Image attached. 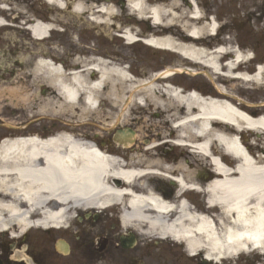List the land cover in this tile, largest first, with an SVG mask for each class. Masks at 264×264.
Listing matches in <instances>:
<instances>
[{
    "label": "bare ground",
    "instance_id": "obj_1",
    "mask_svg": "<svg viewBox=\"0 0 264 264\" xmlns=\"http://www.w3.org/2000/svg\"><path fill=\"white\" fill-rule=\"evenodd\" d=\"M125 1L127 6L138 9L140 19L154 20L152 23L157 30L152 37L158 40L152 37L144 40L150 48L170 51L183 62L192 60L202 65L198 68L208 70L214 80L222 84L243 79L253 86H264V69H258L256 78L247 76V71L235 75V68L239 71L248 60L241 58V53L234 51V56L230 53L233 48L229 52L225 48L211 52L210 41L213 38L209 35L215 30V22L205 21V17L198 12L200 6L195 0H189V12L170 17V24L165 26H162L164 19L184 8L182 3ZM43 2L58 10L66 8L62 0ZM263 5L264 0H257V9L262 14L257 20L262 21L264 26ZM7 9H10L8 5L1 8L0 28H5L1 17H4V10ZM71 10L81 17L86 16L87 22L94 21L103 27L110 26L109 19H117L119 14L115 5L105 3L90 6L82 0L74 2ZM179 20L184 22V28H191L188 30L189 37L173 38V28L177 29ZM31 24L35 39L39 41H46L51 35L48 30L54 28L52 23L42 21ZM254 29L259 31L260 28ZM127 40L128 43L134 41L131 36H127ZM223 52L224 55H220ZM229 57L232 60L223 65V61ZM234 60H240L241 64L237 66ZM18 66L23 67L21 63ZM177 71L187 72L185 69ZM162 72L147 80L137 81L121 64L95 59L68 73L54 60L36 57L29 72L20 71L10 79L0 78V111L11 115L27 112V118L31 120L35 115L47 117L57 109L68 113L82 101L84 112H93L96 116L106 106V114L110 116L118 112L119 104L124 99L122 93L127 91L133 109L142 113L147 109L152 111L153 107L159 109L163 115L162 121L169 127L168 135L175 139L174 145L190 151L194 158L201 157L207 161L218 176L216 179L200 186L189 177H175L178 200L170 202L162 198L157 190H152L148 183L150 177L164 178L168 175L149 169L125 170L119 159L108 155L110 148L98 146L96 149L91 142H83L72 133H61L52 138H45V135V139H40V136L23 140L7 139L0 145V231L9 229L13 232L15 225L23 231L22 226L32 219L31 210L41 212V217L35 223L47 227L48 224L68 226L70 216L76 210L117 208L123 214L122 223L125 226L144 237L180 242L187 252L195 253L200 249L216 261L243 254L263 255L264 145L258 146L246 139L242 143L231 135L230 128L225 129L222 125L227 123L234 129L249 131L250 137L258 140V134L264 136V115L254 119L235 108L225 100L228 94L221 89L216 90L214 99L194 91L181 94L161 81L162 77L170 76L172 72ZM40 83L50 89L51 99L36 107L32 101L34 95H30L29 91L32 84L38 90ZM120 121L126 122V118L119 116L114 123L115 128ZM136 123L146 127L148 121L140 119ZM7 127L16 134L36 131L15 130L13 125ZM213 147L229 154L236 165L235 169L227 168L217 156L211 155ZM151 152L152 147H148L141 157L132 155L131 160L146 162L148 168L152 169L161 166L157 157L150 156ZM257 153L261 155L257 156ZM132 161L130 163L134 165ZM175 169L181 173L180 164ZM132 185L140 193L129 191ZM189 190L201 193L210 209L218 211L217 216L211 219L193 213L188 202L182 199V195Z\"/></svg>",
    "mask_w": 264,
    "mask_h": 264
},
{
    "label": "rangeland",
    "instance_id": "obj_2",
    "mask_svg": "<svg viewBox=\"0 0 264 264\" xmlns=\"http://www.w3.org/2000/svg\"><path fill=\"white\" fill-rule=\"evenodd\" d=\"M62 1H64L67 6L64 11H59L52 5H47L42 0H0V5H8L10 8L7 14L4 15L7 24L14 22V25L21 26L20 22L41 20L45 23H52L56 29L60 28L63 30L61 33H51L49 40L38 43L26 35L22 30H13L10 28L0 29V78L6 77L7 79H10L19 74L20 71L22 73L29 72L31 64L36 57H45L50 61L54 60V62L59 65H61V62L66 61L68 62L69 68L65 67V70L68 73L77 70V65L83 67L94 61L96 58H102L115 65L121 63L122 66H127L128 64V71L131 74V77L137 81L148 79L152 74L161 70L173 72V70L180 69L182 66V60H179V58L170 52L166 53L153 50L149 47L147 48L141 42H137L133 46L125 45L121 39L115 36V33L118 32L117 29L114 30L109 26L103 27L94 23L92 24L86 21V16L81 17L79 14H72L69 6L78 0ZM82 1H87L88 4L92 6L96 4L95 1L103 0ZM141 1L145 2V0ZM148 1L151 3L152 1L156 2L157 0ZM160 1V4L177 1L182 3L184 7L176 12L175 15L165 18L162 22V26L170 24V17L182 16L189 12L188 0ZM195 2L200 6L198 12L205 17V21H209L208 17L210 15L213 16L210 20H215L218 27H224V32L229 37V39H225V37L222 36V39H219L221 38L219 37L215 41L211 40V50L216 42L229 45L228 47L234 49L239 47L238 49L241 50L242 57L245 56L244 58H248V56H251L250 53H252L253 57H255V61L264 64V26L262 25V21L257 20L262 15L261 10L257 9V0H195ZM114 5L119 14L117 19H109L110 24L114 22V24L117 27H120V29L128 27L133 31V35L137 34V37L139 36L138 38L141 39L152 37L153 32L157 30L154 28L151 21L144 20V22H142V20H135L133 17L127 15V9L119 5L118 2ZM151 6L156 7V5ZM123 10L124 12L121 13ZM88 17L90 16L88 15ZM262 19L264 18L262 17ZM183 24L184 22L179 20L176 25L177 29L175 27L173 28V33H175L173 36L174 39L178 36H186L188 30L190 31L191 28H184L182 26ZM257 27L260 28L259 31L254 29ZM220 33H222V31H220ZM152 38L153 40H158L157 37ZM20 63L23 67L20 66L19 68L18 64ZM245 70H248L249 73L255 71L253 63L246 64L243 68V71ZM186 71H188L186 74H177V76L170 79V85L172 84L179 88L184 87L185 90L190 89V91L193 88L194 91L202 95L208 94L209 96H214L216 90L221 89V91L226 92L229 96L234 98V101L229 99L231 103H240L238 107L242 111H245L246 113L253 112L255 117H257V115H264V86H253L251 83L243 84L241 81L222 84L214 80V76L212 77L210 72L208 73V70L206 69L200 71L199 68H195L187 69ZM42 84L43 83H40V88L38 90H36L32 84V89L29 91L30 95H34L32 101L35 103L36 107L49 102L51 99L48 90ZM164 85L166 86V84ZM126 93L127 91L122 93L125 99L129 96ZM126 104H129V102H126ZM155 108L156 107H153V109ZM57 110L53 114L47 115V117L35 115L31 120H28L27 112H25L26 115L23 113L11 115L10 113L0 111V135H2V133L13 132V130L9 129L7 125L15 126V130L24 131H34L39 127L40 129L47 127L52 131H64L63 129L68 127L67 124H72L71 121H77V123H81L79 130L77 131L80 135L97 134L100 132L102 137L108 139L109 136H107V133L105 132L108 131L109 133L111 128L110 125L114 124L116 118L119 116L122 117V113L119 112L121 111L120 107L116 114L117 116L115 115L116 117L114 116L113 118L111 116L115 112L111 113L110 116H107L106 112L108 108L106 106L99 115H88L86 113V119L82 118L79 114L75 116L74 112H76V109H72L73 111L71 113L68 112V114L67 111L62 112L61 110ZM150 112L151 111L147 109V115H144L145 113H142L141 110H137L136 108L132 110L131 105L129 104L128 106V127L131 125L136 128L135 140L138 149H136L135 152L142 151V148L144 147L141 143L149 144L148 141L151 139L146 135L148 134V130L153 128L152 126H154L155 129L158 127L161 130L163 129V134L161 136L166 135L169 137L168 126L162 121L163 115L158 111L152 114H150ZM149 114L151 117L148 123H152L150 129L148 126L144 127L141 124L136 123L140 119L148 121L147 116ZM112 119L115 120L112 121ZM248 135L249 134H247V137ZM173 139L174 138L171 137L167 140L173 141ZM244 139L247 138L242 136V141H245ZM249 139L252 143L258 146L264 145V136L261 134H258V140L254 137H249ZM82 140L87 142L84 139ZM163 149L166 150L167 154L170 156H165L166 158L174 160L173 162L182 161L187 168L185 173L186 176L189 177L190 180L194 179V181H197L198 178L195 177V173L192 171L196 172L200 169L201 166H199V163L202 159L197 157L193 158L192 156H189L187 150H185V152L181 149L172 148L169 144L158 149V154L160 153L161 156L165 154L163 153ZM259 155L261 154L257 153V156ZM125 159L126 161L128 160L126 156ZM185 161H188L187 165ZM224 161L228 164H230L229 162H231V164L234 163L232 160L230 161L228 159H224ZM168 162L169 163L165 164V166L172 167L174 163H171V161ZM165 166L162 168L164 169ZM160 172L164 174L167 173V170H160ZM197 182L201 183L200 181ZM183 198L192 200L196 204H203L201 201L204 200L201 194L194 193H186L183 195ZM192 201L190 202L193 203ZM215 212L217 214L216 210ZM248 257H250L249 260L259 259L260 264H264V260L257 258L256 254Z\"/></svg>",
    "mask_w": 264,
    "mask_h": 264
},
{
    "label": "flooded vegetation",
    "instance_id": "obj_3",
    "mask_svg": "<svg viewBox=\"0 0 264 264\" xmlns=\"http://www.w3.org/2000/svg\"><path fill=\"white\" fill-rule=\"evenodd\" d=\"M73 125L76 127L77 122ZM74 127L70 125V131L78 130ZM48 134L45 130L2 134L0 143ZM199 166L198 177L205 179L202 182L212 179L210 168L202 162ZM174 192V187L168 186L165 193H160L172 198ZM198 209L204 210L200 206ZM40 213L30 211L32 219L22 226L23 231L17 225L13 232L0 231V264H239L234 260L212 261L205 252L188 253L183 246L151 249L150 244L109 212L96 215L92 209H80L71 214L68 226L47 227L35 223Z\"/></svg>",
    "mask_w": 264,
    "mask_h": 264
}]
</instances>
